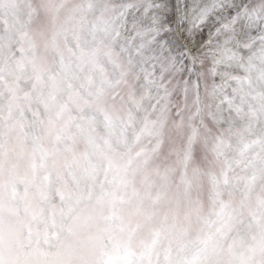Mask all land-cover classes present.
Masks as SVG:
<instances>
[{
    "label": "snow or ice",
    "instance_id": "snow-or-ice-1",
    "mask_svg": "<svg viewBox=\"0 0 264 264\" xmlns=\"http://www.w3.org/2000/svg\"><path fill=\"white\" fill-rule=\"evenodd\" d=\"M0 264H264V0H0Z\"/></svg>",
    "mask_w": 264,
    "mask_h": 264
}]
</instances>
